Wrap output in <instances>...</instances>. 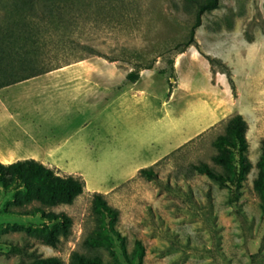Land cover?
Instances as JSON below:
<instances>
[{
    "label": "rangeland",
    "instance_id": "1",
    "mask_svg": "<svg viewBox=\"0 0 264 264\" xmlns=\"http://www.w3.org/2000/svg\"><path fill=\"white\" fill-rule=\"evenodd\" d=\"M203 1L0 0L2 27L18 13L31 14V5L32 15L43 18L40 42L49 55L42 60L59 67L35 77H78L73 101L78 112L72 108L70 121L61 105L38 100L35 81L0 89V124L19 138L26 117L58 136L66 130L62 138L77 143V154L57 173L85 182L71 204L55 206L10 205L15 191L0 187V264L45 257L69 264L73 253L113 263L107 250L85 243L97 225L95 191L118 211L115 228L125 250L115 241L117 264H132L137 240L142 264H264V209L253 188L264 141V0H219L202 15L196 45L176 53L175 44L187 37ZM82 45L102 56L88 54ZM207 57L228 68L234 91L224 67ZM130 71H138L134 83L126 78ZM236 114L246 122L251 163L238 188L194 169L206 163L227 174L212 159L218 152L213 141ZM170 140L175 142L163 152ZM142 167L152 169L157 180L140 174ZM35 207L70 218L56 246L33 232L9 228L43 225L40 214L24 215ZM11 245L21 251L12 252Z\"/></svg>",
    "mask_w": 264,
    "mask_h": 264
},
{
    "label": "trees",
    "instance_id": "2",
    "mask_svg": "<svg viewBox=\"0 0 264 264\" xmlns=\"http://www.w3.org/2000/svg\"><path fill=\"white\" fill-rule=\"evenodd\" d=\"M218 3L219 0H204L198 5L187 37L175 44L176 53L183 52L190 45H196L195 30L201 25L202 15L216 9ZM33 8V5L29 8L31 14L18 13L15 20L6 26H0V88L47 73L59 67L58 64L42 60L49 55V50H42L40 33L44 26L41 22L43 18L32 15ZM81 48L88 54L102 56L88 45H82ZM207 59L212 65L220 64L224 67L227 80L234 91V82L228 68L213 58L207 57ZM169 62L172 66L173 61L170 60ZM151 67V63L142 66L145 69ZM126 78L131 83L136 82L139 78L138 71H130ZM169 78L174 79V77ZM172 84L168 81L167 95H170L172 91ZM245 132L246 122L240 114H236L227 122L225 133L217 136L213 141V145L218 152L212 159L215 163L221 165L227 171V174L215 172L206 163L195 165L194 169L220 185L232 184L237 188L240 187L241 182L251 168V163L246 157ZM256 167L258 172L253 180V188L259 192L262 199L261 207L264 209V141L261 144V153L256 162ZM139 172L149 180H157V174L150 168L142 167ZM0 187L3 191H15L12 200L9 202L10 205L22 206L37 201L43 206H55L58 204H71L76 197L83 193L85 182L80 177L60 176L54 169L34 159H24L7 164L0 162ZM92 208L96 214L97 225L93 234L86 239L85 243L89 247L107 250L113 256L114 262L106 263L99 256L85 257L73 253L69 264H117V256L114 252L115 241L119 242L122 252L125 250L124 238L115 228L118 211L111 207L103 194L98 191L92 194ZM36 214H40L44 220V224L40 227L31 228L14 224L9 228L14 231L33 232L45 244L52 247L56 246L59 232L63 235L67 234L70 218L62 212H44L40 207L33 208L29 213H24V215L32 216ZM46 222H52L53 225L48 226ZM10 250L14 253L21 251L14 245H11ZM143 256L142 244L137 240L134 243L130 262L132 264H142ZM29 264L63 263L57 257H45L35 258Z\"/></svg>",
    "mask_w": 264,
    "mask_h": 264
},
{
    "label": "crops",
    "instance_id": "3",
    "mask_svg": "<svg viewBox=\"0 0 264 264\" xmlns=\"http://www.w3.org/2000/svg\"><path fill=\"white\" fill-rule=\"evenodd\" d=\"M35 81L39 83L37 85L39 89L37 91L38 100L48 98L50 101L61 105L62 109L66 111L65 118L70 121L72 108L74 109L73 113L78 112V104L73 102L77 100L78 77H30L15 84L16 86L27 87V84ZM23 120L22 138L10 135L8 127L5 128L4 124H0L1 163L7 164L17 160L34 159L58 172L64 170V167L74 160L77 154V143H72L68 138H62L66 130L58 136L43 130L39 124L34 122L32 117H26ZM173 142L175 140L168 141L163 152L168 151Z\"/></svg>",
    "mask_w": 264,
    "mask_h": 264
}]
</instances>
